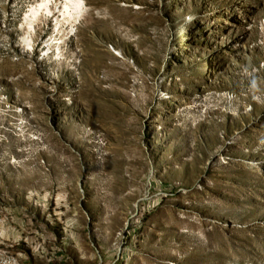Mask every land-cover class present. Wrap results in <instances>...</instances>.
<instances>
[{
    "label": "rangeland",
    "instance_id": "rangeland-1",
    "mask_svg": "<svg viewBox=\"0 0 264 264\" xmlns=\"http://www.w3.org/2000/svg\"><path fill=\"white\" fill-rule=\"evenodd\" d=\"M35 1L0 0V264H264V0H84L32 48Z\"/></svg>",
    "mask_w": 264,
    "mask_h": 264
},
{
    "label": "bare ground",
    "instance_id": "bare-ground-1",
    "mask_svg": "<svg viewBox=\"0 0 264 264\" xmlns=\"http://www.w3.org/2000/svg\"><path fill=\"white\" fill-rule=\"evenodd\" d=\"M36 0L24 15L22 40L33 48L35 24L46 14L54 17L57 33L62 31L64 25L69 26V31L85 16L84 0ZM264 8V5H263Z\"/></svg>",
    "mask_w": 264,
    "mask_h": 264
},
{
    "label": "built area",
    "instance_id": "built-area-1",
    "mask_svg": "<svg viewBox=\"0 0 264 264\" xmlns=\"http://www.w3.org/2000/svg\"><path fill=\"white\" fill-rule=\"evenodd\" d=\"M3 263H5V264H15L16 262H15V260H12V259H10V258H5L4 260H3Z\"/></svg>",
    "mask_w": 264,
    "mask_h": 264
}]
</instances>
